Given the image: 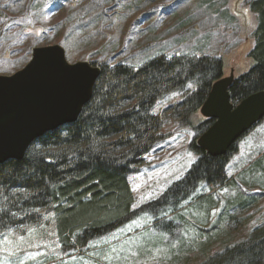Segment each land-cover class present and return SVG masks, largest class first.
Here are the masks:
<instances>
[{
  "label": "rangeland",
  "instance_id": "rangeland-1",
  "mask_svg": "<svg viewBox=\"0 0 264 264\" xmlns=\"http://www.w3.org/2000/svg\"><path fill=\"white\" fill-rule=\"evenodd\" d=\"M249 1L0 0V75L23 69L34 48L59 45L71 64L137 67L158 54L212 56L223 61V78H239L253 67L248 53L256 22ZM180 96L152 110L164 120L163 138L129 176L133 209L160 197L197 160L189 150L195 132L169 112ZM198 118L204 119L200 112ZM260 123L238 142L227 168L232 187L202 185L198 200L159 221H172V231L144 214L84 250L62 254L46 216L39 227L0 235V264H198L244 241L264 221V197L247 209L234 207L235 197L264 194V119Z\"/></svg>",
  "mask_w": 264,
  "mask_h": 264
},
{
  "label": "trees",
  "instance_id": "trees-1",
  "mask_svg": "<svg viewBox=\"0 0 264 264\" xmlns=\"http://www.w3.org/2000/svg\"><path fill=\"white\" fill-rule=\"evenodd\" d=\"M248 9L256 22L254 46L248 53L253 67L229 88L234 106L264 92V0L249 1ZM92 65L101 69V75L78 121L34 141L21 161L0 165V235L39 227L52 216L60 251L66 254L84 250L144 214L152 216L156 226L167 225L170 232L172 221H159L198 200L202 185L234 184L227 168L239 151L238 142L255 127L224 156L213 157L197 144L214 123L198 114L213 85L224 76L222 59L158 54L137 67L125 62ZM173 94L182 98L169 112L180 127L195 132L189 150L197 160L160 197L133 209L129 176L161 142L164 120L152 110ZM263 197L261 193L235 197L234 207L247 209ZM198 264H264V221L244 241Z\"/></svg>",
  "mask_w": 264,
  "mask_h": 264
},
{
  "label": "water",
  "instance_id": "water-1",
  "mask_svg": "<svg viewBox=\"0 0 264 264\" xmlns=\"http://www.w3.org/2000/svg\"><path fill=\"white\" fill-rule=\"evenodd\" d=\"M100 75L91 63H69L59 45L34 48L23 69L0 75V165L21 161L34 141L76 123ZM234 81L233 74L217 81L200 109L214 123L197 144L213 157L226 155L264 119V92L234 106L229 94Z\"/></svg>",
  "mask_w": 264,
  "mask_h": 264
},
{
  "label": "crops",
  "instance_id": "crops-1",
  "mask_svg": "<svg viewBox=\"0 0 264 264\" xmlns=\"http://www.w3.org/2000/svg\"><path fill=\"white\" fill-rule=\"evenodd\" d=\"M261 124V123H260ZM258 125L255 129H254V131L253 132H256L257 130H258V128H260V126H262V125ZM251 134V133H250Z\"/></svg>",
  "mask_w": 264,
  "mask_h": 264
},
{
  "label": "snow or ice",
  "instance_id": "snow-or-ice-1",
  "mask_svg": "<svg viewBox=\"0 0 264 264\" xmlns=\"http://www.w3.org/2000/svg\"><path fill=\"white\" fill-rule=\"evenodd\" d=\"M69 71H72L71 69H69ZM189 87H191V85H189Z\"/></svg>",
  "mask_w": 264,
  "mask_h": 264
}]
</instances>
